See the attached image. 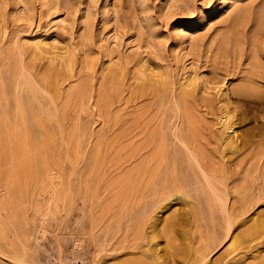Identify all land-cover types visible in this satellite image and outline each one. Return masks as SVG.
I'll list each match as a JSON object with an SVG mask.
<instances>
[{
    "label": "rangeland",
    "instance_id": "rangeland-1",
    "mask_svg": "<svg viewBox=\"0 0 264 264\" xmlns=\"http://www.w3.org/2000/svg\"><path fill=\"white\" fill-rule=\"evenodd\" d=\"M43 1L0 0V123L3 125L0 138L5 144L4 147L0 144V204L5 206V210L0 211V219L8 223L11 234L26 228L23 221H28L29 227L44 228L38 241L40 264H59L61 261L100 264L104 255L111 259L119 254L113 250L117 237L113 233L112 236L103 234L109 228V214L98 217L96 227L90 229L92 216H99L101 210L98 209L109 196L104 191L105 181L99 182V191L104 197L96 199L92 209L89 203L82 205L79 199L86 182H97L90 165L94 162L98 144L101 140L113 141L109 147L100 146V154L106 163L103 168L105 179L116 177L120 170L132 166L134 157L131 154L124 156L122 148H130L134 143V116L140 106L147 104L145 94L138 96L135 89V73L139 65L148 63L155 67L160 64L165 75L175 84L185 60L187 67L208 79V86L213 88L220 77L211 72L212 53L207 51V46L214 33L224 29L220 26L225 18H218L221 0H60L50 17L65 24L60 45L64 47L63 52L72 57L75 75L70 83L62 81V92L55 97L47 79L43 78L48 61L32 59L29 53H19L16 49L23 41L21 37L36 31L46 19ZM106 1L118 14L109 23H104L102 18ZM204 24L207 25L202 27ZM193 27L201 28L196 41L199 44L187 46L185 50L175 49L180 30H192ZM106 32L115 37V42L109 44L111 63L105 62L109 56L102 35ZM83 60L89 63V67L80 74ZM229 61L238 63L232 54ZM53 64L59 65V59L55 58ZM111 67H119L123 80L119 92L110 93L105 103L100 99L101 76L102 71L109 74ZM217 71L223 70L217 68ZM82 80H86L90 92L85 107L81 109L73 99L64 108L69 86L82 83ZM207 91L210 94L204 95L209 100L208 105L200 108L202 111L197 114L205 117L202 122L204 141L216 160L228 152L215 142L212 128L220 113V103L215 89ZM234 98L232 96L231 101L243 120L237 124L238 132L246 145H251L229 162L232 169L249 166L253 149L261 150L264 161V109L247 101L238 103ZM166 106L162 116L169 119L165 124L173 125L174 111L169 102ZM18 111L24 114L21 128L29 144L31 173L17 199L18 204H13L10 194H20L9 185L11 169L16 165L12 153L17 140L8 129L15 131L20 124ZM152 113L156 114L157 110L153 109ZM76 128L83 132L79 145H75L71 137ZM4 152L7 153L5 160ZM113 162L127 163L123 165L124 169L118 168L117 171L112 167ZM45 169H48V178L62 188L67 198L59 201L53 213L43 221L41 213L47 211L51 203L49 194L42 192L40 185L39 174ZM233 185L231 181L229 186ZM254 187L256 189L245 199L237 194L232 197L236 201L238 216L227 236L222 216L216 215L213 224L204 208L198 223L202 237L198 238L196 234L198 239L194 243L201 246V242L207 241L206 251H210V255L204 264L209 261L215 264H264V193L258 191V185ZM160 210L155 209L148 224L157 223L161 217L170 214L167 211L161 215ZM31 241L34 246L35 242ZM155 242L162 248L166 262L183 264L181 254H175L173 259L167 255L161 234ZM102 246L107 250L103 251Z\"/></svg>",
    "mask_w": 264,
    "mask_h": 264
},
{
    "label": "bare ground",
    "instance_id": "bare-ground-1",
    "mask_svg": "<svg viewBox=\"0 0 264 264\" xmlns=\"http://www.w3.org/2000/svg\"><path fill=\"white\" fill-rule=\"evenodd\" d=\"M43 2L46 19L36 31L27 37H21L23 41L16 49L19 53H29L32 59L48 61V69L43 78L47 79L54 96L58 97L62 92V81L68 80L70 83L75 75L74 62L60 45L64 22L50 17L60 0ZM64 6L68 7V4L64 2ZM218 15V18H225L220 26L224 29L214 33L207 46V51L212 53L211 72L220 77L214 87H209L210 81L199 72L188 68L185 60L182 61V70L175 84L165 75L160 64L155 67H150L148 63L139 65L135 73V89L138 96L145 94L147 104L140 106L134 116V143L130 148H122L124 156L131 154L134 157L132 166L120 170L116 177L105 179L103 168L106 163L100 154V146L109 147L113 141L101 140L98 144L94 162L90 165L97 182H86L79 199L82 205L89 203L92 209L95 200L100 196L104 197L100 194L99 182L105 181L104 191L109 194L108 200L100 205L99 216H92L90 229L92 231L96 227L99 218L109 214L107 223L110 226L107 224L109 228L103 234L112 236L113 233L117 237L113 250H117L119 254L111 259L104 255L100 264H170L165 261L158 242H155L159 234L164 238L166 252L171 259L178 253L182 255L183 264H204L210 255V251H206L207 241L201 242V246L194 244L202 237L198 223L204 208L213 224L216 223V215L222 216L227 236L238 216L235 212L236 201L232 197L237 194L245 199L256 189L255 185H258L259 192L264 193V161L260 149L251 150L252 160L246 168L232 169L229 165L234 157L251 145L249 143L247 146L238 132L237 124L243 120L238 116L231 97L234 96L238 103L247 101L264 109V0H221ZM117 17V11L106 1L102 9L104 23ZM200 29L193 27L192 30H180L174 48L185 50L187 46L199 44L196 41ZM102 36L107 42L105 50L109 56L105 62L111 63L109 44L115 42V37L108 32ZM230 54L238 63L229 61ZM55 58L59 59V65H52ZM88 67L89 63L83 60L79 73ZM217 68L223 71L219 72ZM119 70V67H111L109 74L102 71V102L107 103L110 93L119 92L123 80ZM82 81L69 86L64 108L73 99L78 107H85L90 92L86 80ZM208 89H215V96L220 103V113L212 133L215 142L228 152L222 153L216 160L204 141L202 122L205 117L197 114L202 111L200 108L208 105L209 100L204 95L210 94ZM167 102L174 111L173 125L165 124L169 119L165 120L162 116ZM153 109L157 110L156 114L152 113ZM17 116L20 124L16 130L8 129L17 140L12 153L16 165L11 169L9 185L20 194H10L13 204H18L17 199L21 197L31 173L29 144L21 128L24 114L18 111ZM2 127L0 123V133ZM82 136L83 132L79 128L71 132L75 145H79ZM0 144L5 146L2 138ZM6 156L7 153L4 152V160ZM126 163L113 162L112 167L114 170L124 169ZM45 170L39 174L40 185L42 192L49 194L51 203L47 211L41 213L43 221L53 213L59 201L67 198L62 188L55 185L51 177L48 178V169ZM231 181L234 185L230 187ZM162 203L164 204L161 205ZM158 208L162 211L161 215L167 211L170 214L161 217L157 223L148 224L149 217ZM3 210L5 206L0 204V211ZM23 223L25 229L11 234L7 229L8 223L0 219V264H40L37 255L38 241L45 230L40 226L29 227L28 221ZM196 234L199 235L197 239ZM32 239L34 246L31 244ZM101 249L107 250L104 247ZM59 264L68 263L61 261ZM206 264L215 263L209 261Z\"/></svg>",
    "mask_w": 264,
    "mask_h": 264
}]
</instances>
